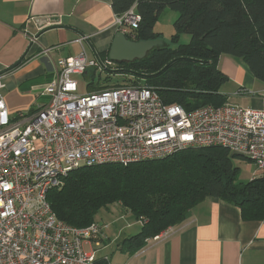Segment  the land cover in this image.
<instances>
[{
  "label": "built area",
  "instance_id": "1",
  "mask_svg": "<svg viewBox=\"0 0 264 264\" xmlns=\"http://www.w3.org/2000/svg\"><path fill=\"white\" fill-rule=\"evenodd\" d=\"M140 20L135 5L114 14L116 31L130 40H135ZM28 39L37 42L34 35ZM51 49L42 48L51 75L40 91L45 102L12 118L0 93V264H111L96 249L84 247L93 241L100 246L107 225L71 226L49 204V191L73 169L221 147L264 172L263 110L230 103L186 110L165 104L142 82L80 93L75 75L114 69L115 63L89 57L83 47L76 56L53 59ZM171 227L145 242L167 236Z\"/></svg>",
  "mask_w": 264,
  "mask_h": 264
},
{
  "label": "trees",
  "instance_id": "2",
  "mask_svg": "<svg viewBox=\"0 0 264 264\" xmlns=\"http://www.w3.org/2000/svg\"><path fill=\"white\" fill-rule=\"evenodd\" d=\"M132 5L141 18L135 41L158 37L154 25L167 6L179 12L174 29L187 33L190 42L178 47L162 44L142 59L118 62L129 63L132 69L125 70L130 77L114 81L112 87L142 82L153 87L165 104L186 110L223 105L220 86L227 75L217 65L221 55L242 60L264 83V0H111L114 14ZM98 84L87 92L101 90ZM233 156L221 147H200L127 165L83 166L69 171L47 199L58 219L78 228L98 223L102 209L120 204L135 221L144 220L137 234L118 244L134 253L146 239L182 222L189 209L208 196L238 206L245 220L262 219L264 178L238 182Z\"/></svg>",
  "mask_w": 264,
  "mask_h": 264
},
{
  "label": "crops",
  "instance_id": "3",
  "mask_svg": "<svg viewBox=\"0 0 264 264\" xmlns=\"http://www.w3.org/2000/svg\"><path fill=\"white\" fill-rule=\"evenodd\" d=\"M116 33L111 0H0V93L9 116L31 112L46 100L40 91L51 75L42 48H52L53 59L76 56L82 47L89 57L105 59ZM217 65L227 75L220 86L226 103L264 111V83L242 60L221 55ZM243 159L249 181L264 178L252 160ZM131 235L125 227L116 229V246L104 255L111 264H264V217L245 220L238 206L218 197L195 204L167 236L148 240L134 253L118 246Z\"/></svg>",
  "mask_w": 264,
  "mask_h": 264
},
{
  "label": "rangeland",
  "instance_id": "4",
  "mask_svg": "<svg viewBox=\"0 0 264 264\" xmlns=\"http://www.w3.org/2000/svg\"><path fill=\"white\" fill-rule=\"evenodd\" d=\"M178 15L179 12L177 10L166 6L159 14L154 25V34L158 36L154 38L162 40L164 45H168L170 47L188 45L190 42V36L184 32H176L174 29V22ZM174 37H176V41ZM114 63V69H96L93 75H90L89 72L83 75H75L74 78H76L79 83V92L85 93L90 85L97 84L98 82L100 83L98 85L101 86V89L104 87H112V85L115 84L114 81H122L127 77H130L125 72V70L132 69L129 63ZM149 84L154 85L153 82H150ZM231 162L237 169L238 182L242 184L248 183L250 173H248L245 169L246 161L241 157L233 156L231 158ZM119 215H123L125 218L119 219ZM96 222L100 225L105 223L109 224V226L105 228L106 238L103 241H100V246H95V241H93L90 244L85 243L84 247L86 251H91V248L96 249V255L98 257L104 256L105 254L110 255L113 252L116 246V238L114 239V237H116L117 228L125 227L126 232L132 235L141 228L139 223L130 216V211L123 208L118 203L111 205L108 210L102 209L96 216ZM123 234H125V232H123Z\"/></svg>",
  "mask_w": 264,
  "mask_h": 264
},
{
  "label": "water",
  "instance_id": "5",
  "mask_svg": "<svg viewBox=\"0 0 264 264\" xmlns=\"http://www.w3.org/2000/svg\"><path fill=\"white\" fill-rule=\"evenodd\" d=\"M162 40H130L117 32L108 51V58L113 62H132L144 58L154 48L161 46ZM20 61L16 62V66Z\"/></svg>",
  "mask_w": 264,
  "mask_h": 264
}]
</instances>
